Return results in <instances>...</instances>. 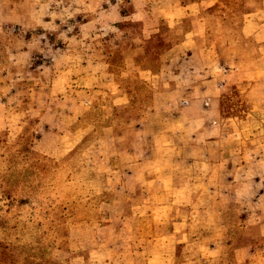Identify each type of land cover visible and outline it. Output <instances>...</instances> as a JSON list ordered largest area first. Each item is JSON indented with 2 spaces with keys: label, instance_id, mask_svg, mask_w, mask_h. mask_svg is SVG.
Returning <instances> with one entry per match:
<instances>
[{
  "label": "crops",
  "instance_id": "crops-1",
  "mask_svg": "<svg viewBox=\"0 0 264 264\" xmlns=\"http://www.w3.org/2000/svg\"><path fill=\"white\" fill-rule=\"evenodd\" d=\"M0 47V132L103 181L62 262L264 264V0H0Z\"/></svg>",
  "mask_w": 264,
  "mask_h": 264
},
{
  "label": "rangeland",
  "instance_id": "rangeland-1",
  "mask_svg": "<svg viewBox=\"0 0 264 264\" xmlns=\"http://www.w3.org/2000/svg\"><path fill=\"white\" fill-rule=\"evenodd\" d=\"M34 137L0 132V264H66L69 225L98 217L103 181L84 151L57 163L33 150Z\"/></svg>",
  "mask_w": 264,
  "mask_h": 264
}]
</instances>
